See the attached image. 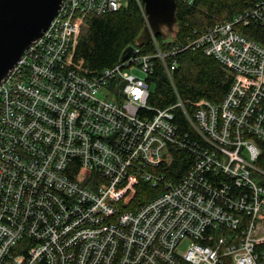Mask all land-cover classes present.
I'll return each instance as SVG.
<instances>
[{
	"label": "built area",
	"instance_id": "built-area-1",
	"mask_svg": "<svg viewBox=\"0 0 264 264\" xmlns=\"http://www.w3.org/2000/svg\"><path fill=\"white\" fill-rule=\"evenodd\" d=\"M128 5L64 0L0 84V264H264V46L235 30L264 26V0L168 51L153 36V52L133 46L114 67L87 69V18ZM187 50L231 74L220 104L182 99L173 76ZM158 64L176 94L165 109L149 103ZM173 149L193 158L179 182L165 172ZM140 182L163 190L123 210ZM226 229L241 233L229 242Z\"/></svg>",
	"mask_w": 264,
	"mask_h": 264
},
{
	"label": "trees",
	"instance_id": "trees-1",
	"mask_svg": "<svg viewBox=\"0 0 264 264\" xmlns=\"http://www.w3.org/2000/svg\"><path fill=\"white\" fill-rule=\"evenodd\" d=\"M176 2L178 35L172 41H163L158 37L162 51L187 42L188 37H197L216 23L231 21L253 4V0H194L192 5H186L182 0ZM85 24L79 38L77 57L84 60L87 69L96 73L114 67L122 61L128 47L137 46L146 21L137 2L129 0L127 7L101 16L91 15ZM235 30L264 46L263 25L254 22L249 25L239 24ZM142 49L146 53L154 51L152 44ZM176 59L179 66L174 72V83L185 102L208 100L220 104L223 101L232 83V76L214 58L206 56L202 51L187 50L179 53ZM148 82L152 87L149 100L152 106L165 109L175 104L176 94L162 65L158 64ZM175 114L179 129L191 133L181 111L177 109ZM172 152L173 163L166 167L165 172L168 179L179 182L190 169L193 158L185 149H173ZM140 183L132 201L123 206V210H134L163 190V186L152 188L148 183ZM214 232L210 229L208 233ZM225 232L231 235L229 242H232V236L241 233V229L236 232L226 229ZM221 264H234L233 258L226 256Z\"/></svg>",
	"mask_w": 264,
	"mask_h": 264
},
{
	"label": "water",
	"instance_id": "water-1",
	"mask_svg": "<svg viewBox=\"0 0 264 264\" xmlns=\"http://www.w3.org/2000/svg\"><path fill=\"white\" fill-rule=\"evenodd\" d=\"M64 0H0V84L19 63L28 48L48 29ZM148 24L137 46H148L153 36L163 41L177 37L176 0H143ZM128 47L125 60L133 52Z\"/></svg>",
	"mask_w": 264,
	"mask_h": 264
},
{
	"label": "rangeland",
	"instance_id": "rangeland-1",
	"mask_svg": "<svg viewBox=\"0 0 264 264\" xmlns=\"http://www.w3.org/2000/svg\"><path fill=\"white\" fill-rule=\"evenodd\" d=\"M139 75H140L141 77H143V75H142L141 73H139ZM255 179H257V178L255 177ZM187 246H188L187 243L184 244L183 247H182V250H183V251H186V249H187L186 247H187Z\"/></svg>",
	"mask_w": 264,
	"mask_h": 264
}]
</instances>
